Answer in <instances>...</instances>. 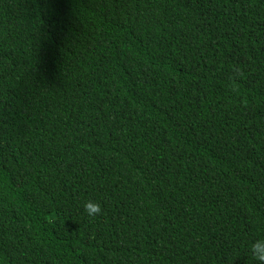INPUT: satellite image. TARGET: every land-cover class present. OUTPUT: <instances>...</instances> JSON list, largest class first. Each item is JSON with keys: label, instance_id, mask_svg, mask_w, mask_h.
<instances>
[{"label": "trees", "instance_id": "trees-1", "mask_svg": "<svg viewBox=\"0 0 264 264\" xmlns=\"http://www.w3.org/2000/svg\"><path fill=\"white\" fill-rule=\"evenodd\" d=\"M262 238L264 0H0V264H258Z\"/></svg>", "mask_w": 264, "mask_h": 264}, {"label": "clouds", "instance_id": "clouds-1", "mask_svg": "<svg viewBox=\"0 0 264 264\" xmlns=\"http://www.w3.org/2000/svg\"><path fill=\"white\" fill-rule=\"evenodd\" d=\"M236 76L232 78V90L238 91L239 85L236 83V78L242 76L243 73L239 69H234ZM85 213L92 219L103 215V207L96 201L89 200L84 204ZM250 253L258 264H264V238L255 240L250 245Z\"/></svg>", "mask_w": 264, "mask_h": 264}, {"label": "rangeland", "instance_id": "rangeland-1", "mask_svg": "<svg viewBox=\"0 0 264 264\" xmlns=\"http://www.w3.org/2000/svg\"><path fill=\"white\" fill-rule=\"evenodd\" d=\"M20 181H21V178L18 179V182H20Z\"/></svg>", "mask_w": 264, "mask_h": 264}]
</instances>
